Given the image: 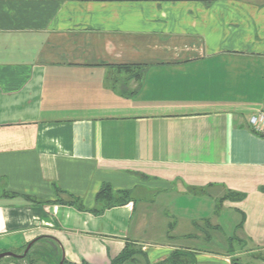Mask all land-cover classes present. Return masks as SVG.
I'll list each match as a JSON object with an SVG mask.
<instances>
[{
	"label": "crops",
	"instance_id": "obj_1",
	"mask_svg": "<svg viewBox=\"0 0 264 264\" xmlns=\"http://www.w3.org/2000/svg\"><path fill=\"white\" fill-rule=\"evenodd\" d=\"M263 110L264 0H0V254L264 250ZM106 185L129 202L98 203Z\"/></svg>",
	"mask_w": 264,
	"mask_h": 264
},
{
	"label": "trees",
	"instance_id": "obj_2",
	"mask_svg": "<svg viewBox=\"0 0 264 264\" xmlns=\"http://www.w3.org/2000/svg\"><path fill=\"white\" fill-rule=\"evenodd\" d=\"M131 68H134V67H131V66H124V67L122 66L121 67V69H125L126 72H129L131 70ZM132 72L134 73L133 78L140 80L141 77H143V75H144L145 68L138 66V68H135V71L132 70ZM56 191L58 194L65 195L67 197L66 199L59 198L56 201V203L73 205V206H76L80 209L83 208L80 205V202L77 198H75L72 195H69L66 192L59 190V189H57ZM96 199H97L98 203L105 204V206H106L105 208H110V207H114L116 205H125L126 203H128L129 202V193L128 192H117L116 193L113 191V189L109 185H106L98 193ZM94 212L99 213L101 211L95 210ZM52 243L54 245H58L53 241H52ZM34 246L35 245L32 246V248H31L32 250H33ZM57 250H58V253H55V252L52 253V256H51L52 260H55L57 262V264H61L62 262H63V264H69L65 260H63V256H62L60 248H58ZM31 253L32 252H29L28 255L23 260L24 261L29 260ZM136 254H138V255L141 254L142 256H144V258L146 259V263L150 264L148 262L147 256L141 250H134V249L129 250L128 248L125 251V253L122 254L120 257H118L112 264H128V262H135V260H133V259H134ZM23 260L22 259H15V261L19 264H20V261H23ZM29 263L32 264L33 262L30 261ZM136 264H138V262ZM162 264H197V260H196V256L192 252L176 251L166 262H164Z\"/></svg>",
	"mask_w": 264,
	"mask_h": 264
},
{
	"label": "rangeland",
	"instance_id": "obj_3",
	"mask_svg": "<svg viewBox=\"0 0 264 264\" xmlns=\"http://www.w3.org/2000/svg\"><path fill=\"white\" fill-rule=\"evenodd\" d=\"M189 201H191V205L189 207L190 209V213L193 215L195 213H197V203L190 199ZM224 232L221 231L222 235H227V236H236L238 235V233L236 234L234 231H231V227L230 225L223 226ZM236 234V235H235ZM218 236H220V234H218ZM243 244L238 243L237 241H233L232 244H229L227 247L224 246L222 243L217 242L216 240L212 241L211 243H205V244H201L198 246V248L201 251L207 252V253H219L222 252L224 250H228V248L230 249L232 246L235 248V250H240L242 253H245L244 256L239 257V259L236 258V260L239 261V263L241 264H261L264 263V250L262 251H258L255 252V254H251V252H248L246 254V251H249V249H251V246H248L247 248L242 247ZM244 246V245H243ZM26 248L24 250H21L19 252H17V254L19 255H23L25 252ZM32 250V249H31ZM30 252L31 256L29 260H23L20 261V264H30L29 262L32 261V264H57V262L55 260H52L51 256L53 253V248L51 245L47 246H37L35 248H33V250ZM251 254V255H250ZM256 255V256H254ZM135 262H128V264H136L138 262V264H147L146 263V259L144 258V256H142L141 254L138 255L136 254L134 259ZM8 263H12V264H19L15 261L14 258H4L0 261V264H8Z\"/></svg>",
	"mask_w": 264,
	"mask_h": 264
},
{
	"label": "built area",
	"instance_id": "obj_4",
	"mask_svg": "<svg viewBox=\"0 0 264 264\" xmlns=\"http://www.w3.org/2000/svg\"><path fill=\"white\" fill-rule=\"evenodd\" d=\"M250 126L255 134L264 137V110L250 119Z\"/></svg>",
	"mask_w": 264,
	"mask_h": 264
},
{
	"label": "water",
	"instance_id": "obj_5",
	"mask_svg": "<svg viewBox=\"0 0 264 264\" xmlns=\"http://www.w3.org/2000/svg\"><path fill=\"white\" fill-rule=\"evenodd\" d=\"M35 244V242L29 244L24 252L23 255H19L13 252H5V253H1L0 254V261L4 258H15V259H24L25 256L29 253V251L31 250L32 246ZM63 264V262L61 263Z\"/></svg>",
	"mask_w": 264,
	"mask_h": 264
},
{
	"label": "flooded vegetation",
	"instance_id": "obj_6",
	"mask_svg": "<svg viewBox=\"0 0 264 264\" xmlns=\"http://www.w3.org/2000/svg\"><path fill=\"white\" fill-rule=\"evenodd\" d=\"M30 252V251H29ZM28 255V254H27ZM26 255V256H27ZM25 256V257H26ZM231 264H241V263H239V261L238 260H236V259H233L232 261H231ZM261 264H264V263H261Z\"/></svg>",
	"mask_w": 264,
	"mask_h": 264
}]
</instances>
